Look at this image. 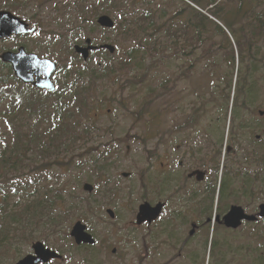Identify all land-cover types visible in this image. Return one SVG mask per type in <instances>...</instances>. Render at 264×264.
Instances as JSON below:
<instances>
[{
	"label": "rangeland",
	"instance_id": "1",
	"mask_svg": "<svg viewBox=\"0 0 264 264\" xmlns=\"http://www.w3.org/2000/svg\"><path fill=\"white\" fill-rule=\"evenodd\" d=\"M67 1L0 0V10L10 11L38 27V34L27 40V43L31 44L30 48L54 60L59 71H61L59 80L62 76H64V80L69 77L65 81L72 83V79H70L71 71L75 67L81 66L82 62L78 56L73 57L72 53H68V48H71L76 42L83 41L87 36L97 43L107 41L115 47L116 43L114 42L115 34L110 32L109 29H102L97 24H95L96 27L90 25L95 17L108 11V0H91L96 9L95 16L89 21L92 14L88 15L85 23L80 25L78 30L65 37L62 25L67 22L64 13V5ZM166 1V3L154 4V0H133L139 7H143L146 3L150 7L160 10L156 14L158 17L163 15L164 9H166L165 15L171 16L177 7H185L183 1ZM185 1L198 10L208 11L209 9V11L212 10L219 16L230 9H237L240 2V0H215L214 7H211L206 5L209 0H202L203 4H200L201 6L191 0ZM251 6L249 4L248 8L251 9ZM69 10L70 8H67L66 12ZM252 10L258 15L254 17L261 18L264 22V14H260L264 9L257 5ZM212 11L209 13H212ZM153 13L155 14V11ZM109 14L115 20L117 19L114 12ZM217 15L209 17L213 21L218 20L221 24L219 26L223 30L217 28L216 21L215 23L206 20L204 24L208 31H204L202 37L208 35L212 39L215 37V42L225 47L222 35L225 37L228 29L224 26V20ZM248 17L253 16H245L244 20L246 21ZM242 24L240 25L241 28L252 29L259 22L252 21ZM90 29L92 30L89 31ZM120 38L125 43L130 40V37L127 39ZM119 40L118 42L121 45L116 53L117 58H121L128 47L127 44L123 45L122 41ZM149 40L152 41L154 38L150 37ZM233 41H231L234 53L233 70L226 68L225 65L224 68L221 66L206 68L205 58H197L196 55V49L200 48L199 46L193 50L188 49L187 51L190 54L183 55L173 44L166 42L167 48L163 53L165 55L163 62L157 60V64L154 65V60L149 59L144 64L143 70L150 74L143 81L118 78L114 82L102 79L90 83L85 82V84H83L84 82L79 83L78 86H84L88 92L84 96L85 106L72 109L71 105L68 104L65 107V112L75 113V115L72 114L71 118L64 119L61 124V129L69 132V135L62 137L64 140L56 141V147L50 153L43 146L35 144L30 146L27 143L25 146L19 147L17 151L9 150L8 147L14 146L12 137L13 117L0 120V157L2 154L8 155L11 151H16L29 163L31 172H28V175L30 177L37 179L42 175L41 189L44 196L40 199L53 196L55 192H59L61 189L63 190L62 194L68 197L69 191L64 192L65 189L62 185L67 184V189L71 190L74 184L70 178L84 174L78 181V190L70 192L72 197H77V204H81L79 206L80 210H77L76 214L70 219L62 220L61 227L70 228L76 219L81 217L80 212H84L86 208L88 210L91 205L92 211L88 215L89 223L87 225L93 228V235L99 241L98 244L101 247L93 252L86 250L84 259L72 264H136L137 261H139V264H164L163 252L164 255L166 253L163 250L162 242L157 243L156 240H165L164 233L166 231L173 238H178L183 233L185 226L182 222L184 214L181 212V203H184V201H181L182 193L180 194V174L183 169L178 165L181 155V149L178 145L182 135L181 123L183 121L181 111L185 106H199L203 102L205 109L197 107V111H208L205 119L200 117L202 132L207 137L213 138V141L221 142L223 148L225 145L231 144V141L239 149L251 147L250 142L254 140V134L258 133L259 129H252L251 126L245 127L242 123L247 118L252 120L251 122L259 121L258 109L264 110V102L260 103L255 99L256 103L250 104L256 107V109L250 108V113H253L250 117H245L243 109L240 107L238 109L240 113L239 120L236 119L234 122L235 117L229 106L227 109L224 105L221 114L218 110L221 103H223L222 97L225 96V101H231V96L228 98L227 95L230 90H234L238 74L247 76L250 73L246 70L248 68L243 67L248 64L244 50V63L242 64L237 44ZM129 43L131 45L130 41ZM203 49L209 50L206 47ZM174 50H178V52L174 54ZM224 54L225 52L220 56ZM155 56L159 57L160 52ZM95 57L104 56L101 53H96ZM94 61H96L95 58ZM99 62L102 63L101 60ZM187 68H189V72H182ZM169 70L170 72H168ZM8 72V67L0 62V85ZM164 73L167 76L173 75V77L179 76V78L174 82L175 85L170 91L171 96L168 94L156 98L159 90L153 88L151 91L147 84L151 87L159 84V77ZM120 75L121 77H127L128 74L123 71ZM133 76L138 77V72H135ZM10 79L13 80L11 75ZM251 79L264 81L260 73L251 76ZM242 84L244 85L245 81ZM261 84L263 83L261 82L259 85ZM229 85H233L232 89H228ZM78 86L76 90L82 94L83 91ZM236 95L237 88L235 87ZM3 96L2 93L1 97ZM259 96H264V89L254 97ZM5 110H9V108L5 107L4 104H0V113L5 112ZM34 111L37 112L36 107H34ZM7 114L10 115L9 112ZM216 114L219 116V120ZM44 124L43 122L40 125ZM43 130L49 131L50 129L43 127ZM244 136L248 140L243 147L241 138ZM64 146L68 150L67 153H63ZM90 146L94 148L84 151L83 148ZM104 151L109 152L107 164L110 169L105 176L97 171V158ZM252 158L263 160L264 154L255 148L252 151ZM83 161L88 163L86 170L85 168L82 170L83 165L81 164ZM162 162L164 166H162ZM57 163H60V165ZM166 167H168L167 170ZM253 167H256V169L251 168L247 178L251 182L258 180V183L254 189L247 188L246 192L256 196L251 198L244 196L241 193L243 190L242 179L235 178L236 192L231 197L224 199L219 205L224 206L236 202L247 209H251L264 201V176L258 172L257 164H254ZM123 172L129 173V175L124 177ZM90 175L97 177L99 180L95 179L94 193L88 196L86 202V199L81 197L84 193L82 185L84 182H89V180L83 178ZM102 190L107 191V197L99 195ZM93 200L96 207L93 205ZM159 200L168 201V208L162 218L148 226H136L134 219L138 205L143 201L156 202ZM207 203L209 205V201ZM107 208L113 210V219L106 214ZM52 212H55L62 219L59 211L53 209ZM172 218L174 219L171 221ZM202 222L203 225L200 227L196 240L204 243L206 237L209 236L207 214H202ZM28 227L33 232L41 229V227H32L31 225ZM61 231L63 233L65 230L62 229ZM62 233L60 234L62 235ZM213 238L217 244L231 242L228 243L233 246L234 264H260L258 259L264 257V225L240 227L234 233L224 231L223 227H218V232L216 230L213 232ZM32 242H25L19 246L22 252L19 256L31 252L29 245ZM11 246L8 243L0 250V264H13L17 260L12 261L14 258L10 251ZM246 250L248 251V260L246 259ZM203 251L206 264L207 253H205V250ZM216 262L217 258L214 264ZM53 264L71 263L69 260H64ZM208 264H212L210 258Z\"/></svg>",
	"mask_w": 264,
	"mask_h": 264
},
{
	"label": "trees",
	"instance_id": "2",
	"mask_svg": "<svg viewBox=\"0 0 264 264\" xmlns=\"http://www.w3.org/2000/svg\"><path fill=\"white\" fill-rule=\"evenodd\" d=\"M194 1L198 4H203L202 0ZM166 2V0H154V4ZM107 3L109 9L105 12H114L115 17H117L115 27L112 30L115 34L116 41L114 40V42L116 43V50L118 52L121 45L118 42L119 39L123 45L127 44L128 47L123 52L121 58H117L116 54L110 55L104 50L99 51L104 57H95L96 52H92L91 57L83 66L75 67L71 71L70 79H72L74 84L79 81H82V83L86 81L90 83L102 79L114 82L118 78L143 81L150 74L143 70L144 64L149 59L154 60V65L157 64V60L163 62L162 60L165 58L163 53L167 48L166 42L173 44L183 55L190 54L187 51L188 49L193 50L198 48V46L207 45L201 36V33L205 31V25L202 21L205 18L194 9L177 7L171 16H166V9H164L163 15L158 17L156 14L160 10L152 6L150 7L146 3L143 7H139L133 0H108ZM213 3L214 0H210L208 4ZM260 3L264 4V0H261ZM247 4H249L248 1ZM66 6L70 10L66 12L68 14L67 22L62 27L65 29V37H68L69 34L78 30L80 25L84 24L86 16L92 14L96 9L91 0H70ZM241 8L243 11L240 13ZM153 11H155V14ZM233 12L227 11L222 17L234 33L237 31H246V29L240 27L242 23L237 24L238 20L236 18L238 14L241 17L258 16L253 10L247 8L245 1L239 2L237 10ZM213 14L216 13L213 12ZM260 14H264V12ZM120 37L123 39L130 37L129 41L131 45L129 41L125 43ZM150 37L154 38L152 40L153 42L149 40ZM236 41L237 46L241 48L240 40L237 38ZM208 49L206 51L210 54L212 50L210 47ZM178 50H174L173 53L176 54ZM159 52L160 56H155ZM68 53H72L71 48H68ZM94 58L96 61H94ZM91 61L95 65L90 63ZM100 64L102 66L99 67ZM188 69L182 72H189ZM123 71L128 74L127 77H121L120 74ZM135 72H138V77L133 76ZM165 74L159 77L160 83L154 87L147 84L151 88V91L153 88L159 90L156 98L168 94L171 96L170 91L175 85L174 82L179 78V76L173 77V75L167 76ZM7 78L8 75L5 74L4 79L1 81L0 89H3ZM245 78L244 74H241V76L238 74L236 87H238V90H241L240 95L244 93L241 82ZM3 94L5 96L7 91H4ZM1 95L2 92H0V102H3L4 97H1ZM51 99H34L33 96L29 95L27 96L26 102L22 98L20 100L21 102L17 101L16 104H9L7 106L9 110L0 113V120L13 117L12 137L14 146L8 147L9 150L17 151L19 147H23L27 143L30 146L34 144L43 146L50 153L56 147V141L64 140L60 136L61 126L59 122L65 118V107L69 103L63 102L59 97ZM34 107H36L37 112L34 111ZM43 122L45 124L40 125ZM43 127H48L50 130H43ZM63 148V153H67V148L65 146ZM16 151H11L8 155L2 154L0 157V250L8 245V243L10 245L12 244L11 251L13 256H19L18 254H21V249L18 246L30 238V227L28 226L32 225L37 219L40 218L43 224H48L47 222H49V224H52L53 229L61 223V219L52 214L53 209L59 211L61 214L65 213L63 219L69 217L72 212L75 214L78 210L77 197H72L70 192L73 190H68L67 184L61 185L64 186V192L69 191L70 195L68 197L62 194L63 190L61 189L59 192H55L53 196L40 199V197L42 198L44 196L41 189V184L43 183L41 179L42 175L37 179L30 177L28 175V172H31L29 163ZM108 155L109 152L104 151L97 158V171L104 176L110 170L107 164ZM57 164L60 165V163ZM17 227H22L28 233L19 232ZM51 237L50 234H45L42 240L46 242Z\"/></svg>",
	"mask_w": 264,
	"mask_h": 264
},
{
	"label": "flooded vegetation",
	"instance_id": "3",
	"mask_svg": "<svg viewBox=\"0 0 264 264\" xmlns=\"http://www.w3.org/2000/svg\"><path fill=\"white\" fill-rule=\"evenodd\" d=\"M29 25L31 26V24ZM36 34H38V32L10 35L7 38L0 39V54L7 51L16 53L20 48H22L26 54H37L35 50L30 48L31 44L27 43V40ZM246 36L248 37L243 50L248 64L243 67L248 68L246 70L250 73L243 86L245 95L237 97L234 93L231 101H225V96L222 97L223 103H221L218 109L221 114L224 110V105H226L227 109L229 106L230 111L233 112L235 117L233 122L238 119V116L240 115L238 112L240 107L243 109V115L245 117H250L253 114L250 113V108L256 109V107L251 106L250 104L256 103L255 99L260 103L264 102V96H259L257 98L254 97L259 95L261 90L264 89V81L251 79V76L253 77L257 73H260L264 79V31L248 32L246 33ZM222 41L225 45V54L223 56H220L215 51H211V53L208 54L206 50L199 49L197 58H205L206 68L220 67L221 64H224L226 68L233 67L234 57L232 54V48L224 37H222ZM3 64L12 71L9 63ZM261 82L263 84L259 85ZM58 83H60V81ZM54 84L56 87L55 81ZM24 85H26L25 91H27L28 94L33 93V95H35L33 91H37L42 95L45 91L49 92L47 90H39L31 84L25 83ZM53 93L57 95L58 90ZM232 105H234V107H232ZM197 107L198 106L187 105L184 107L183 111H181V118H183L181 123L182 135L180 138V144L178 145L181 149L178 165L183 169L180 174V194L182 193L181 201H184V203H181V212L184 214V225L193 227V229H190L189 232H187V235L183 233L182 235H179L178 238H172L169 233L165 235V241H163V248L166 252L164 264H205L203 250H205L206 253L207 245L195 239L200 231V227L203 225L202 210L204 211V215L207 214L208 216V227H211V225L214 227L211 232L212 237L215 230L218 232V227H223L224 231L227 230L234 233L240 227L264 225V216L260 215V204L264 203V201L258 203L251 209H247L242 204L236 202L224 206L219 205L224 199L231 197L236 192L234 184L235 178L242 179L241 183L243 190L241 193L244 196H247L248 198L256 196L247 193L246 190L247 188L254 189L258 180L251 182L247 177L250 174L251 168L256 169V167H253L254 164L258 165V168L260 169H258V172L264 176V159L259 160L252 158V151L255 148L262 151L264 154V110L258 109L259 121L255 120L251 122L252 120L247 118L242 123L245 127L251 126L252 129H259V132L254 134V140L250 142L251 147L239 149L235 146L233 141H231V144H227L223 148L221 142L213 141V138H209L203 134L200 117L205 119L208 111H197ZM247 140L248 139L245 136L241 138V145H243V147L247 143ZM161 164L164 166L163 162ZM167 168L168 167H166V170ZM198 172L203 173L197 177ZM201 175L203 178L200 180L199 177ZM215 199L217 205L216 207H213ZM207 201H209V205ZM161 202L164 203V207L167 206V200H162ZM233 204L242 206L246 214L253 215V221L243 219L240 221V225L237 228H227L223 218ZM209 213L214 214L209 217ZM228 242L230 241H227L226 245L219 243L221 245L219 249L212 250L209 248V255L212 251L226 250L225 253L218 252L219 261L215 264H232L231 253L227 250L229 247ZM211 254L213 257L214 252Z\"/></svg>",
	"mask_w": 264,
	"mask_h": 264
},
{
	"label": "water",
	"instance_id": "4",
	"mask_svg": "<svg viewBox=\"0 0 264 264\" xmlns=\"http://www.w3.org/2000/svg\"><path fill=\"white\" fill-rule=\"evenodd\" d=\"M97 24L103 28H112L114 26L113 19L103 14L97 18ZM35 31V28L27 29L25 22L21 21L18 17L14 16L10 12L0 11V38L9 36L10 34L29 33ZM86 46L75 45L74 50L77 54H82L83 58L86 59L90 50L97 48L107 49L110 53L114 52V46L110 44H101L99 46H93L91 40L87 38L85 40ZM2 61L10 63L15 75L24 82H30L38 88H51L50 77L56 68L54 62L50 60H40L34 54H26L22 48L16 53L3 52L0 54ZM35 68L37 72H29L30 69ZM33 75L36 77L34 78ZM43 76L44 78H41ZM194 174V173H192ZM202 174L198 172L197 177ZM202 175L199 177L201 180ZM85 188L90 189L89 186ZM162 204L158 203L152 207L149 203H143L139 206V211L136 216L137 223H141L145 220L151 221L155 219L162 209ZM260 215L264 216V204L260 206ZM224 223L227 227L235 228L240 224L241 219H253V217L244 214V210L241 206L233 205L230 210L224 216ZM85 226L76 223L73 227L71 234L76 238L77 242L93 243L90 235L84 232ZM34 250L33 254H27L25 257L19 259L14 264H40L47 262L51 258L58 257V255L43 246L42 243L36 242L32 245Z\"/></svg>",
	"mask_w": 264,
	"mask_h": 264
}]
</instances>
